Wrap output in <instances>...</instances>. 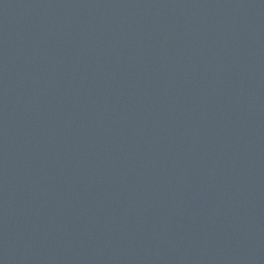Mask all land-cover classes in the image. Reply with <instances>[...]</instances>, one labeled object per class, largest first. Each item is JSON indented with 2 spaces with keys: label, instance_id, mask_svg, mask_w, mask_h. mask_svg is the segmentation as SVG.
I'll return each instance as SVG.
<instances>
[{
  "label": "water",
  "instance_id": "water-1",
  "mask_svg": "<svg viewBox=\"0 0 264 264\" xmlns=\"http://www.w3.org/2000/svg\"><path fill=\"white\" fill-rule=\"evenodd\" d=\"M0 264H264V0H0Z\"/></svg>",
  "mask_w": 264,
  "mask_h": 264
}]
</instances>
